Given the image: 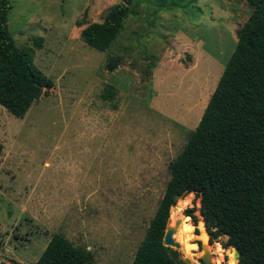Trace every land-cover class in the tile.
<instances>
[{"label":"rangeland","instance_id":"1","mask_svg":"<svg viewBox=\"0 0 264 264\" xmlns=\"http://www.w3.org/2000/svg\"><path fill=\"white\" fill-rule=\"evenodd\" d=\"M8 1L15 46L53 85L22 118L0 106V264H33L52 233L97 264H129L168 180L167 164L197 124L250 8L243 0H132L121 31L98 51L79 31L122 0ZM38 37L40 49L32 42ZM109 56L120 58L111 71ZM182 197L175 203L189 200L179 213L191 224L193 248L174 239V259L201 264L205 242L216 264H228L233 248L215 253L225 236L209 240L199 197ZM169 211L172 224L173 205Z\"/></svg>","mask_w":264,"mask_h":264},{"label":"trees","instance_id":"2","mask_svg":"<svg viewBox=\"0 0 264 264\" xmlns=\"http://www.w3.org/2000/svg\"><path fill=\"white\" fill-rule=\"evenodd\" d=\"M243 1L250 13L235 30L234 48L197 124L167 164L168 180L129 264H184L161 241L169 208L190 192L200 199L209 240L225 236L220 245L237 250L236 264H264V0ZM131 5L132 0H122L108 7L100 22L80 29L81 41L106 50L132 13ZM9 9V1L0 0V106L22 118L39 96L49 95L53 83L27 51L15 46L6 24ZM32 42L41 48V38ZM119 64L118 56H109L104 67L111 71ZM110 96L107 88L103 97ZM1 149L0 142V154ZM191 211L186 208L184 214L194 220ZM33 264L97 263L61 233H52Z\"/></svg>","mask_w":264,"mask_h":264},{"label":"water","instance_id":"3","mask_svg":"<svg viewBox=\"0 0 264 264\" xmlns=\"http://www.w3.org/2000/svg\"><path fill=\"white\" fill-rule=\"evenodd\" d=\"M179 222H180V220L176 219L171 224L169 222V218L167 219V223L165 225L164 233H163L162 241H161V243L164 246L173 247V248H178L179 247L178 242H176L174 240V238H173V234L176 231V228L178 227ZM204 232L207 234L206 230ZM198 248H199V251H200V253L198 254V258H199V261L202 264H216L212 260L211 253H210V251L207 248V243L201 242L199 244ZM233 250L235 251V255H236V257H235V264H236L237 257H238V252H237V250L235 248H233ZM183 263L184 264H191L188 257H183ZM13 264H18V263L14 262Z\"/></svg>","mask_w":264,"mask_h":264},{"label":"bare ground","instance_id":"4","mask_svg":"<svg viewBox=\"0 0 264 264\" xmlns=\"http://www.w3.org/2000/svg\"><path fill=\"white\" fill-rule=\"evenodd\" d=\"M183 199V197L179 198V200ZM189 200L186 201V198L182 201V204L179 206L176 205V203L173 205L174 207V215H173V220H176V219H179L180 222H179V225H178V231L176 230V234L173 235V238L178 240L182 245L183 247L186 248L187 252H190V249L193 248V247H190L191 245L188 244V235H191L192 234V227H191V224L188 222V218L187 217H183L181 216L179 213V210L186 204V202H188ZM170 213V211H169ZM170 219V218H169ZM205 243V242H203ZM222 247L219 245V244H216L215 245V253L217 255H219L220 257V254L222 252ZM228 264H234V261H235V251L233 250V257H232V254L229 253L228 255Z\"/></svg>","mask_w":264,"mask_h":264}]
</instances>
